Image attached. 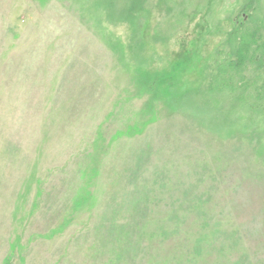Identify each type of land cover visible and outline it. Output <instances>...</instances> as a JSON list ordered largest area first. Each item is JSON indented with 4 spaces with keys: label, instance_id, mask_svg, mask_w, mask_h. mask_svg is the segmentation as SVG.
<instances>
[{
    "label": "rangeland",
    "instance_id": "374dc122",
    "mask_svg": "<svg viewBox=\"0 0 264 264\" xmlns=\"http://www.w3.org/2000/svg\"><path fill=\"white\" fill-rule=\"evenodd\" d=\"M0 264H264V0H0Z\"/></svg>",
    "mask_w": 264,
    "mask_h": 264
}]
</instances>
